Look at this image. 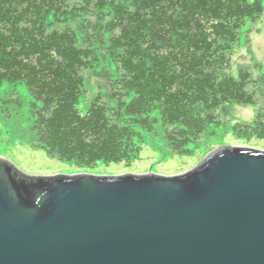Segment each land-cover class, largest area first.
Wrapping results in <instances>:
<instances>
[{"label": "trees", "instance_id": "obj_1", "mask_svg": "<svg viewBox=\"0 0 264 264\" xmlns=\"http://www.w3.org/2000/svg\"><path fill=\"white\" fill-rule=\"evenodd\" d=\"M263 11L264 0H0V89H25L27 146L77 168L129 166L144 145L193 157L232 106L258 102L227 131L261 141L264 77L231 71ZM86 75L100 93L82 112Z\"/></svg>", "mask_w": 264, "mask_h": 264}, {"label": "water", "instance_id": "obj_2", "mask_svg": "<svg viewBox=\"0 0 264 264\" xmlns=\"http://www.w3.org/2000/svg\"><path fill=\"white\" fill-rule=\"evenodd\" d=\"M0 264H264V150L220 147L172 177L0 160Z\"/></svg>", "mask_w": 264, "mask_h": 264}, {"label": "rangeland", "instance_id": "obj_3", "mask_svg": "<svg viewBox=\"0 0 264 264\" xmlns=\"http://www.w3.org/2000/svg\"><path fill=\"white\" fill-rule=\"evenodd\" d=\"M232 75L237 65L247 66L252 78L264 77V11L254 22H248L242 29L239 45L232 56ZM85 95L79 109L83 112L91 101L100 93L99 86L90 75L85 77ZM21 102L20 107L14 103ZM28 97L23 86L16 89L4 86L0 89V160L11 164L24 176L49 177L56 175L73 176L90 174L99 177L155 175L172 177L183 174L210 152L225 146L249 147L264 150V140H252L244 144L233 140L228 134V124L233 122L251 123L260 107L259 102L251 106H232L231 117L224 128L214 138H203L198 144V153L193 157L164 155L148 145L141 148L138 159L129 166L123 164L103 165L98 163L94 168H77L71 164L47 157L43 151L27 146L30 138V116L27 108ZM158 137V136H157ZM159 138V137H158ZM156 143L160 141L156 139Z\"/></svg>", "mask_w": 264, "mask_h": 264}]
</instances>
